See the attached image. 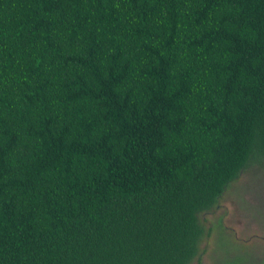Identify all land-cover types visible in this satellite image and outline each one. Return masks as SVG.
Instances as JSON below:
<instances>
[{"label":"trees","instance_id":"16d2710c","mask_svg":"<svg viewBox=\"0 0 264 264\" xmlns=\"http://www.w3.org/2000/svg\"><path fill=\"white\" fill-rule=\"evenodd\" d=\"M263 165L264 0H0V264H202Z\"/></svg>","mask_w":264,"mask_h":264},{"label":"rangeland","instance_id":"374dc122","mask_svg":"<svg viewBox=\"0 0 264 264\" xmlns=\"http://www.w3.org/2000/svg\"><path fill=\"white\" fill-rule=\"evenodd\" d=\"M219 217L224 231L218 227L203 241L202 264H213L216 257L224 254L239 255L252 264H264V165L242 174L224 195L214 214L206 215V225L215 224ZM222 231L229 242L223 248L227 252H219L216 244L217 239H222Z\"/></svg>","mask_w":264,"mask_h":264}]
</instances>
